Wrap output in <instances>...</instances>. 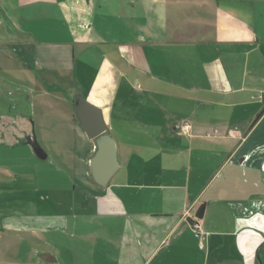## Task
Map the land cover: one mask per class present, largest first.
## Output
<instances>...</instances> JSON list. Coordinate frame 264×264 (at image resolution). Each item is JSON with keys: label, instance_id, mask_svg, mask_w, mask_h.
I'll return each instance as SVG.
<instances>
[{"label": "crops", "instance_id": "crops-1", "mask_svg": "<svg viewBox=\"0 0 264 264\" xmlns=\"http://www.w3.org/2000/svg\"><path fill=\"white\" fill-rule=\"evenodd\" d=\"M111 18L120 25H105ZM262 23L264 0H0V69L37 85L35 98L60 96L53 99L71 108L72 119L83 98L99 112L119 164L99 187L88 165L94 141H54L57 171L69 180L56 192L70 187L68 245L59 256L35 237L22 256L31 264H257L264 244ZM95 58L90 80L100 89L87 87L84 98L71 86L89 78L76 67ZM22 159L38 160L33 152ZM12 167L2 165L0 185L31 181L30 171ZM62 203L55 200L60 210ZM27 211L22 221L1 224L5 236L25 235L27 223L40 220ZM8 243L2 240V254Z\"/></svg>", "mask_w": 264, "mask_h": 264}, {"label": "rangeland", "instance_id": "rangeland-1", "mask_svg": "<svg viewBox=\"0 0 264 264\" xmlns=\"http://www.w3.org/2000/svg\"><path fill=\"white\" fill-rule=\"evenodd\" d=\"M221 4L222 6L226 5L224 2H221ZM137 15L138 20H142L141 11L138 10ZM104 24L113 28L119 26L120 22L115 18H111L105 21ZM262 26L264 27L263 23L260 24V27ZM261 52L264 57V49ZM99 63L100 60L95 58L92 63L88 62L84 66L79 64L76 67L75 73L80 78L85 73L83 69H86V77L89 80L85 81L82 87H78L77 85L71 87H74L84 98L87 96V87L88 90L93 89L95 92L98 91L99 85L96 82L93 86L90 75L92 71H97ZM101 66L103 65L101 64ZM174 67V65L171 66V69ZM6 70L8 69H0V168L2 165L12 167L13 165L19 164V166H23V170L31 172V174L29 173L31 175V181L21 180L17 183L5 182L0 185V236L3 234L0 237V244L2 240L6 243L7 240L9 242L8 251L4 254L1 253L0 248V256L5 264H31L33 261L30 259V255L22 256L31 247L30 239L33 240L35 237H43V239L48 240L49 246H55V250L59 256L65 254L66 245H68V242L64 240L65 235H67V230L63 223L65 222L66 215H68L66 206L69 204L70 187L67 186L69 189L66 195L64 193L61 194V192H56L60 184L69 180L61 172L57 171L58 161L52 157L55 153L54 141H74L76 143V141L94 140L88 137V140L85 138V134H82L84 130L82 131V128L76 120V115L73 113L72 119L70 115L71 108L60 101L54 100L53 98L56 95L52 97L48 95L41 97L37 93V98H35V91H40L37 85L36 87L29 86L19 71ZM138 76L142 77L141 75ZM131 79L132 76H130ZM49 86L50 83L46 82L43 87L48 89ZM105 86L107 88L110 85L107 83ZM54 88L52 87V90H55ZM60 89V93H64L66 90L62 87ZM56 97L60 98V96ZM36 99L37 105L34 103ZM33 108H35V113L30 116L29 111L30 109L33 110ZM53 108H57L58 112H54L52 110ZM31 131L34 132L39 146L48 154V158L44 161L22 159L24 156H31L32 150L28 145L19 146L17 144L18 141H25L24 136L28 135ZM11 143H16V146H12ZM9 173L11 174L10 171ZM10 176L12 177V175ZM36 177H38L39 182H37ZM82 196L78 192L75 195V201L78 202V200H81ZM60 198L63 200L62 207L65 206L66 209L64 207L60 210V207L59 209L56 207L55 200L58 201ZM26 209H28L27 212L29 214H37L40 220L38 218L37 221L28 222V231H23L25 235L22 234L14 238L11 234L5 236L4 233L7 232L1 230V224H10L11 221L15 220L22 221V212L23 210L26 211ZM11 233L13 235L18 234L16 230H13ZM9 239H13V241Z\"/></svg>", "mask_w": 264, "mask_h": 264}, {"label": "water", "instance_id": "water-1", "mask_svg": "<svg viewBox=\"0 0 264 264\" xmlns=\"http://www.w3.org/2000/svg\"><path fill=\"white\" fill-rule=\"evenodd\" d=\"M75 115L87 137L94 140L95 151L88 162L91 179L97 186L105 187L119 166L115 143L106 133L99 112L90 107L81 97H78L76 101ZM24 137V144L31 148L39 161H44L47 155L37 143L34 132L31 131ZM203 208L204 205H201L196 211L197 219L202 218Z\"/></svg>", "mask_w": 264, "mask_h": 264}, {"label": "built area", "instance_id": "built-area-1", "mask_svg": "<svg viewBox=\"0 0 264 264\" xmlns=\"http://www.w3.org/2000/svg\"><path fill=\"white\" fill-rule=\"evenodd\" d=\"M188 130H189V126L186 123H183V124L180 125V131H181L182 134H186L188 132ZM233 134H234L235 137H239L240 136V133H238V132H235ZM192 233H193V236L195 238H200L202 232L199 229V227L195 225L193 227V229H192ZM199 248L200 249L202 248V246L200 244H199Z\"/></svg>", "mask_w": 264, "mask_h": 264}, {"label": "trees", "instance_id": "trees-1", "mask_svg": "<svg viewBox=\"0 0 264 264\" xmlns=\"http://www.w3.org/2000/svg\"><path fill=\"white\" fill-rule=\"evenodd\" d=\"M264 264V244H262L257 251V264Z\"/></svg>", "mask_w": 264, "mask_h": 264}]
</instances>
